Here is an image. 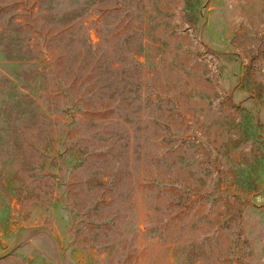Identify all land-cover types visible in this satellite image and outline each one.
<instances>
[{
	"label": "rangeland",
	"instance_id": "rangeland-1",
	"mask_svg": "<svg viewBox=\"0 0 264 264\" xmlns=\"http://www.w3.org/2000/svg\"><path fill=\"white\" fill-rule=\"evenodd\" d=\"M0 264H264V0H0Z\"/></svg>",
	"mask_w": 264,
	"mask_h": 264
}]
</instances>
